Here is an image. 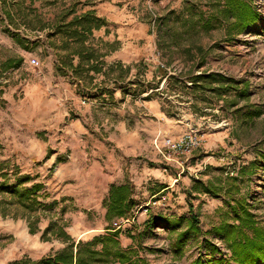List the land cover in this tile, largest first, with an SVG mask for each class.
<instances>
[{
    "label": "rangeland",
    "instance_id": "rangeland-1",
    "mask_svg": "<svg viewBox=\"0 0 264 264\" xmlns=\"http://www.w3.org/2000/svg\"><path fill=\"white\" fill-rule=\"evenodd\" d=\"M207 2L0 0V90H15L12 100H0V174L7 172L0 175V183L17 184L27 176L21 184H42L37 199L53 204L38 209L36 232L29 231L20 205L10 206L7 214L0 212V264L60 251L63 240L41 238L57 217L66 222V233L75 242L112 233L111 222L117 217L106 215L108 194L119 184L102 183L98 174L128 184L137 206L155 195L156 203L147 212L134 211L135 223L118 235L123 248H132L150 264H191L198 255L205 264H215L213 258L220 254L211 253L206 239L229 255L222 240L206 232L216 222L215 210L223 206L224 194L203 193L194 182L217 184L227 173L238 175L245 167L241 194L264 226V0H249L259 18L233 38L227 39L221 27L180 35L176 17L206 10ZM86 10L106 22L88 39L104 53L102 70L90 72L91 82H81L61 66L56 45L62 37L54 33L58 21ZM165 16L169 44L159 48L157 25ZM189 44L205 51L200 67L199 52L183 50ZM19 56L17 67L5 68L7 59ZM115 63L122 66L121 77L105 72ZM200 71L221 72L248 85L236 96H211L209 105L196 102L191 92L167 78L188 82ZM40 81L44 89L34 84ZM26 84H32L31 104L17 91ZM222 119L225 125L212 127ZM190 130L203 131V142L188 156L168 154L164 137L178 138ZM153 169L166 175L165 183L152 175ZM2 197L10 198L0 193ZM188 201L199 214V232L187 237L185 252L177 258L171 244L178 230L165 220L188 218Z\"/></svg>",
    "mask_w": 264,
    "mask_h": 264
},
{
    "label": "trees",
    "instance_id": "trees-1",
    "mask_svg": "<svg viewBox=\"0 0 264 264\" xmlns=\"http://www.w3.org/2000/svg\"><path fill=\"white\" fill-rule=\"evenodd\" d=\"M208 9H198L197 12H189V15L177 16L180 21L181 32L184 35L187 31L198 34L200 30H209L221 27L227 39L233 38L243 32L249 25L259 18L258 12L250 4L249 0H208ZM5 16L11 21V13L4 6ZM168 18L165 16L158 21L157 45L162 48L169 44L167 36L170 34ZM104 18L97 16L93 10H86L80 14L73 15L69 20L62 19L55 26V32L61 35L60 45H56L57 56L62 67H66L72 75L81 82H91L93 76L90 72L97 73L102 70L100 57L104 55L99 49L89 43L88 39L93 29H98L105 25ZM188 29V30H187ZM25 50L28 48L22 46ZM195 48L199 52L200 67L205 62V51L200 45L189 44L183 48L190 52ZM74 56L77 62L74 63ZM22 61V57L17 59H7L5 68L17 67ZM122 66L115 63L107 68L106 74H113L121 77ZM177 84L182 85L191 92L196 102L211 104V96L217 99L229 96H236L241 93V87H247V82L241 81L232 76H227L216 71H200L189 77L191 85H187L186 80L180 81L178 77L167 76ZM78 80V81H79ZM259 114V112H257ZM238 175L227 173L217 184H205L194 182L195 187H200V191L208 194H224V204L215 210L216 222L208 226L207 233L218 236L229 255H225L222 250L211 240L206 239L207 247L211 253H219V258H213L215 264H264V226L251 212L249 204L241 194L240 183L245 175V167H241ZM1 170V162H0ZM7 172L0 175L6 176ZM25 178H18L17 184L0 183V193L8 194L9 199H0V212L7 214L9 207L20 205L27 215L30 232H36L39 217L37 211L50 209L53 204H45L37 199V191L42 184H32L23 186ZM135 205L132 198V190L128 184L112 185L109 189L107 216L121 217L126 215ZM188 218L179 217L176 219L166 218V223L172 225V230L176 233V239L171 244L172 253L175 257H181L185 250L184 245L187 237L199 232V214L194 211L193 204L188 201ZM185 219L184 228H179V223ZM66 222L61 218L50 220L41 233L44 240L60 238L65 242V246L53 254H47L38 259H31L23 256L7 264H150L145 258L136 255L132 248H123L119 242L120 230L112 233H104L93 236L90 240L77 242L71 240L65 230ZM180 229V230H179ZM191 264H205L203 256L195 257Z\"/></svg>",
    "mask_w": 264,
    "mask_h": 264
},
{
    "label": "built area",
    "instance_id": "built-area-1",
    "mask_svg": "<svg viewBox=\"0 0 264 264\" xmlns=\"http://www.w3.org/2000/svg\"><path fill=\"white\" fill-rule=\"evenodd\" d=\"M188 85H191V82H187ZM227 121L222 119L217 125H213V128L225 125ZM204 139V132L201 130H190L189 132L183 134L178 138H172L170 136H165L163 139L164 147L168 154H175L179 156H188L195 148H197ZM155 195L151 196L148 203L140 204L139 206L135 205L133 211L129 215H124L121 217L114 218L111 222L110 229H123L126 225L135 223L136 217L134 211L138 212H147L151 206L156 203L154 199Z\"/></svg>",
    "mask_w": 264,
    "mask_h": 264
},
{
    "label": "crops",
    "instance_id": "crops-1",
    "mask_svg": "<svg viewBox=\"0 0 264 264\" xmlns=\"http://www.w3.org/2000/svg\"><path fill=\"white\" fill-rule=\"evenodd\" d=\"M8 43V42H7ZM10 45V44H9ZM208 70H212V69H208ZM39 73V72H38ZM39 77H42L41 75H39ZM34 84H37V85H39V87L41 88H43L44 89V87H43V84L41 83V81L39 82V83H37V82H35ZM31 85L32 84H26V85H24L25 86V88H18V90L17 91H21L23 94H25L26 95V97H28L29 98V101H30V103L29 104H31V102L34 100V99H31L32 98V94H31ZM2 88V90H0V100L4 103V104H6V102L5 101H10V100H12V93L15 91L14 90V88H12L11 86H7V87H1ZM38 99H39V101L41 102L42 101V95H41V92H40V94H38ZM43 102H45L46 103V99H44V101ZM42 103V102H41ZM41 103H40V105H41ZM28 104V105H29ZM168 132V131H167ZM152 175L154 176V177H163L164 178V180H162V181H160L159 180V182H162V183H165V181H166V175L164 174V173H162L161 172V170L160 169H153L152 170ZM168 175V174H167ZM168 177H169V175H168ZM97 178H99V180L100 181H102V183H105V184H124V183H117V182H113V181H111L110 180V177H109V175L106 177V178H104L102 175H97Z\"/></svg>",
    "mask_w": 264,
    "mask_h": 264
}]
</instances>
